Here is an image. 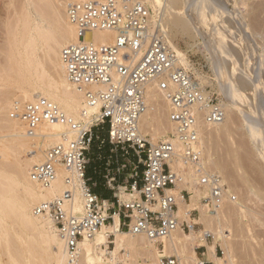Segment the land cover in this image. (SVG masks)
Here are the masks:
<instances>
[{
    "label": "bare ground",
    "instance_id": "1",
    "mask_svg": "<svg viewBox=\"0 0 264 264\" xmlns=\"http://www.w3.org/2000/svg\"><path fill=\"white\" fill-rule=\"evenodd\" d=\"M18 1L19 3H16L19 5H15L9 11L5 20L4 40L0 46V264H107L104 247H108L111 234L115 235L116 244L112 254L120 262L119 252L125 249L126 264H137L139 258H142L143 264H162L160 257L168 253L176 255L179 264H199L203 259H200L197 247L202 245L207 246V258L215 264H234L231 258L232 246L222 229V218L252 216L255 219L256 213L258 220L264 222V213L261 212L264 209L262 208L261 213H254V207L251 208L248 204L254 203V199L259 203L264 202L263 177L257 176L254 180L247 172L244 174L239 172L243 164L242 155H247V160L255 158L254 146L259 151L258 157L264 158V84L260 83L259 77L248 74L238 42L233 39L234 36L228 26L222 25L221 19L228 14L230 24L235 25L237 29L235 35L239 33L243 42L250 44L256 34L264 32V25L261 27L262 25L258 23L260 19L258 20L257 13L262 5L256 8V4L253 3L254 7L249 3L251 7L249 4L247 7L250 9H246V3L239 1L237 7L230 9L229 2L226 3L224 0H136L149 3L154 12L163 14L169 42L178 52L184 65L190 66L191 63L179 45L180 37L189 38L195 41L193 45L202 46L208 51L218 80V91L226 96V116L222 122L207 124L202 116L199 118L201 159L208 172L215 173L219 169L224 182L231 188L238 186L239 183L245 187L244 190L236 189L241 197L246 198V202L239 203L227 198L219 208L210 211L200 198L202 192L198 187L199 178L194 168L185 166L180 157L172 162V167L178 170L181 176L176 189H173L179 208L178 216L185 218L189 223L204 224L206 231H201L204 235L211 230L216 238L220 236L223 239L225 256L223 258L217 256L205 238L197 242L198 233L194 228H191L190 233H186L181 225L182 221L169 236L162 239L165 253H160L156 242L145 234H131L120 230L119 215L116 213L113 215L115 223L103 224L93 238L84 241L78 261L71 263L53 221L48 216L34 212V207L39 202L52 199L66 189L65 172L60 169L57 179L49 188L41 187L29 175L31 166L44 159V150L60 140L66 126L61 123L44 124L40 126L36 137H30L26 134L25 124L11 118L9 110L15 100L32 101L44 96L55 102L67 115L75 119L81 117L85 88L69 81L61 60L63 46L78 39L76 30L67 17V5L69 2L79 0ZM51 31L57 32L58 36L56 35V40L49 47L50 56L44 55H48L51 60V67L54 69L51 70L52 74L43 61L35 59L40 37L46 33L51 34ZM87 36L98 43H110L114 40L115 33L96 31ZM198 38L202 39L201 46L196 42ZM248 66L251 67L249 64ZM202 79L201 83H204ZM247 90H253L251 91L254 92L253 95L247 93ZM146 99L147 108L141 118V130L150 134V140L156 143L161 136L166 137L169 132H174V125L168 118L167 96L158 88L156 81L147 84ZM238 116H242L249 136L247 139L254 146H249L246 143L248 140H243L242 146L245 143V150L241 152L244 148L240 151L234 149L236 147L232 148L229 139L231 147H227L225 158L222 160L214 157V142H218V138L223 137L221 136L223 134L230 138L235 130L240 129L238 126L235 129L236 125H241L237 124ZM242 127L245 129L244 125ZM176 144L178 145L177 142ZM24 154L26 157L23 158ZM256 170H260V174L264 173V165L258 164ZM202 188L206 189V196L208 189ZM185 189L192 193L188 201L183 195ZM83 201L82 193L77 191L74 199L75 208L81 210ZM195 209L199 210L200 218L192 221L191 212ZM259 216H263L262 219ZM239 225L242 231L248 230L246 222L244 224L240 222ZM263 255L261 257H264Z\"/></svg>",
    "mask_w": 264,
    "mask_h": 264
},
{
    "label": "built area",
    "instance_id": "2",
    "mask_svg": "<svg viewBox=\"0 0 264 264\" xmlns=\"http://www.w3.org/2000/svg\"><path fill=\"white\" fill-rule=\"evenodd\" d=\"M67 17L78 39L63 46L61 60L69 81L85 88L81 117L67 115L44 96L13 101L9 115L25 124L30 137H36L44 124L66 126L60 140L44 150V159L31 166L29 175L41 187L49 188L60 169L65 172L66 189L39 202L34 212L53 221L69 261H78L84 241L93 238L103 224L115 223L116 213L122 217L120 230L145 234L161 245L180 222L173 192L181 180L178 170L172 167L177 157L185 166L193 167L199 185L207 187L208 193L201 200L210 211L227 198L235 201L237 198L229 193L223 178L208 172L201 159L199 118L202 116L207 124L222 122L226 116L225 96L208 90L192 64L181 62L169 42L163 14L136 0H79L68 3ZM96 31H113L114 40L98 43L88 39L87 35ZM154 81L167 96L168 118L174 125L171 136L156 143L141 130V118L147 108L146 87ZM98 129L106 131L111 144L126 152L133 150L138 158L129 162L132 182L119 184L114 176L107 179L115 191L114 201L97 195L87 174L88 151L96 140L105 141ZM139 164H143L142 172ZM77 191L84 200L81 210L75 208ZM186 193L191 196L184 190V196ZM196 226L182 221L184 230ZM105 249L107 264L121 263L109 246ZM161 262L178 264V259L162 256ZM199 264L207 262L202 260Z\"/></svg>",
    "mask_w": 264,
    "mask_h": 264
},
{
    "label": "rangeland",
    "instance_id": "3",
    "mask_svg": "<svg viewBox=\"0 0 264 264\" xmlns=\"http://www.w3.org/2000/svg\"><path fill=\"white\" fill-rule=\"evenodd\" d=\"M226 3H228L229 4V8L230 9H234L235 7H237L240 3H239V1L240 2H244V3H246V9H250V8H248L249 6H250V4L249 3H251L252 5H253V3H254V5L256 4V8L258 7H260L261 5V8H259L258 10H257V13H258V23L259 24H263L264 25V8H263V6H264V0H224ZM258 1V2H257ZM261 1V2H260ZM12 2V3H11ZM16 2H18L19 3V1L17 0V1H12V0H0V46L3 44V43H1L4 39V28H3V25H4V23H5V20L7 19V17H8V13H9V11L16 5V6H18L19 4L18 3H15ZM237 2V3H236ZM14 3V4H13ZM18 4V5H17ZM248 4H249V6H248ZM146 5H148L150 8H152L150 5H149V3H147L146 2ZM253 5V6H254ZM258 5V6H257ZM234 6V7H233ZM248 6V7H247ZM251 7V6H250ZM255 7V6H254ZM153 9V8H152ZM231 15V14H230ZM229 15V16H230ZM223 19V20H222ZM222 19H221V23H222V21H223V23H222V25H225L226 27L228 26V28H229V30H231V34L234 36H232L231 34V37H233V39H235V41L236 42H238L237 44H238V47H239V49L241 50V52H242V55H243V61H244V67H246V70L248 71V74L250 75V76H257V77H259V81H260V83H262V84H264L263 82H264V65L262 66V64H264V32L263 31H261L262 33H258V34H260V35H255V37L253 38V41L251 40V42H250V44H247V43H244L243 42V39L242 38H240L241 37V35H238V34H236L235 35V33H237L236 32V28H235V25L233 26V24L231 23L230 24V22L231 21H229V19H230V17H228V14L226 15H224V16H222ZM229 22H228V21ZM225 21V22H224ZM261 21V22H260ZM263 22V23H262ZM261 25H259V26H261ZM263 25L261 26V27H263ZM260 27V28H261ZM233 30H232V29ZM52 31H54V30H52ZM51 31V34H48V33H46V35H43V37L41 36L39 39V43H38V47H37V49H36V56H35V59H37V60H41V61H43V63L44 64H46L45 65V67L46 66H48V67H46V68H48V71H50V73H51V70H53L54 71V69H52V64H51V60H50V58H49V56H50V54H49V51H50V48L49 47H51L52 45H53V43H54V41L56 40V38H57V36H58V34H57V32H52ZM233 32V33H232ZM50 33V32H49ZM56 33V34H55ZM55 35V36H54ZM57 35V36H56ZM263 35V36H262ZM235 36H236V38H235ZM56 37V38H55ZM198 40V41H197ZM196 40V42L198 43H200L199 45L201 46V44H202V39L201 38H198ZM41 41V42H40ZM188 42V43H187ZM240 42V43H239ZM189 43H192L191 45H192V47H191V45L189 44ZM241 43H242V45H241ZM193 44H195V41H192L191 39H189V38H183V37H180L179 38V45H180V47H181V49L183 50V52L184 53H186L187 54V59L190 61V63L192 64V66L194 67V71H195V73H196V75H197V77L199 78V79H202V80H204V85H206L207 86V88H208V90H211V91H215V92H217V93H220V94H222V95H225V94H223V93H221L220 91H218L219 89H218V85H217V83H218V80H217V78H216V74H215V72H214V69L212 68V65H211V61H210V54L208 53V51L207 50H205V49H203V47L201 46V47H199V46H196V45H193ZM240 45V46H239ZM199 47V48H198ZM46 49H49V50H46ZM203 49V50H202ZM251 51V52H250ZM46 52V53H45ZM44 54H49V56L48 55H44ZM262 54V55H261ZM43 55H44V57H45V59H44V57H43ZM248 55V56H247ZM253 55V56H252ZM252 58H251V57ZM256 56V57H255ZM209 57V58H208ZM248 57V58H247ZM262 57V58H261ZM48 58V59H47ZM247 58V59H246ZM261 58V59H260ZM246 61V62H245ZM249 63H248V62ZM259 61V62H258ZM48 63H49V65H48ZM247 63V64H246ZM252 63V64H251ZM257 63V64H256ZM259 63V64H258ZM248 64L251 66L250 68H248L249 66H248ZM258 66V69H256L257 68V66ZM248 66V67H247ZM256 66V67H255ZM254 70V72H252L253 70ZM52 71V72H53ZM260 71H261V73H260ZM56 73V72H55ZM52 74V73H51ZM54 74V73H53ZM256 74V75H255ZM261 74V75H260ZM263 74V75H262ZM54 75H56V74H54ZM262 81V82H261ZM251 91H253V90H247V93H249L250 95H253V93L254 92H252L251 93ZM225 102H227V99H226V96H225ZM241 117V118H240ZM79 118V117H78ZM241 120H240V119ZM243 118H242V116H238V118H237V124L239 123H241V125H236V127H235V129L237 128V126L238 127H240V129H238V130H235L233 133H232V136L229 138H227V136L225 135L224 136V134L223 135H221V136H223V137H219L218 139H219V141H218V139H217V141L218 142H214L215 143V145L213 144V147H214V149H213V152H214V157H216V158H222V160L225 158L224 156H225V153L228 151V148H230L231 146V144H230V140H231V143H232V148L233 147H236V148H234V149H237L238 151H240V149H242V148H244L245 147V143L243 144V146H242V141L243 140H248L249 139V136H248V132H247V130H246V127H245V123H244V121L242 120ZM244 125V128L245 129H243V125ZM97 132L100 134V136H101V138H104L106 141L105 142H108L107 141V133H106V131L105 130H102V129H98L97 130ZM143 132V131H142ZM247 135H246V134ZM143 134H147L148 135V138L149 139H151V135L150 134H148V133H146V132H143ZM169 136H171V132H169L168 134H167V136L165 137V136H161L159 139H158V141L159 140H161V139H166V138H168ZM229 136V135H228ZM242 138H240V137ZM247 137H248V139H247ZM233 138V139H232ZM230 139V140H229ZM151 141V140H150ZM158 141H156V142H158ZM96 142H98V141H96ZM239 142H241V143H239ZM98 143H100V141L98 142ZM218 143V144H217ZM229 143V144H228ZM249 146H254V144L252 143V142H250L249 140H248V142H246ZM239 144V145H238ZM246 144V145H247ZM247 145V146H248ZM228 146H230V147H228ZM248 146V147H249ZM49 147V146H48ZM228 147V148H227ZM248 147H246V149L248 148ZM256 147L254 146L253 147V149H254V155H255V161H254V159L253 160H247V155H245V156H243L242 155V161L241 162H243V164H242V169H240L239 170V172L240 173H248V175L250 174V178L251 179H254L255 180V178L257 177V176H261V177H263V180H264V173H261L260 174V170H256V167H257V165L258 164H262V165H264V158L262 159L261 158V156L260 157H258L259 156V151H257L256 149H255ZM245 150V148L244 149H242L241 150V152H243ZM255 150H256V152H255ZM91 151V150H90ZM258 152V153H257ZM245 153V152H244ZM241 154H243V153H241ZM246 154V153H245ZM256 154H258V155H256ZM23 158L24 157H26V154H24L23 156H22ZM88 157H89V154H88ZM244 157V158H243ZM246 158V160H243V159H245ZM257 160V161H256ZM251 165V166H250ZM252 166H254L253 168H255L254 170H253V168H251ZM256 166V167H255ZM250 167V168H249ZM248 169V170H247ZM250 169H252V170H250ZM247 170V171H246ZM253 174H252V173ZM259 172V173H258ZM215 173H218L221 177H223L222 175H221V172H220V170L219 169H217L216 171H215ZM259 175H258V174ZM263 174V175H262ZM198 183H199V180H198ZM226 184H227V182H226ZM240 184V183H239ZM238 184V186L237 185H235L234 186V188H231L230 186H229V184H227V187H228V191H229V193L231 194V195H235V196H237L236 198V201L237 202H239V203H241V202H246V198L243 196V197H241L240 196V193H239V191L237 190V189H242L243 188V190H244V188L245 187H243L242 185V187L240 186ZM240 186V187H239ZM198 187L201 189V192H202V195L200 196V198L202 199L204 196H205V194H206V189H203L202 187H200L199 185H198ZM237 188V189H236ZM186 191H188V192H190L191 193V191L190 190H188V189H185ZM192 194V193H191ZM125 195V194H124ZM184 195V194H183ZM125 197H127V198H129V197H131L130 195H125ZM190 197L191 196H189V194L188 193H186L185 194V198L187 199V201L190 199ZM241 197V198H240ZM257 201L254 199V203L253 202H248V204L251 206V208H253V210H255L254 211V213L255 212H258V213H261V212H263L264 213V202L262 203H259V202H257ZM252 204H254V206L252 205ZM261 204V205H260ZM263 204V205H262ZM260 206V207H259ZM256 207V208H255ZM263 208V209H262ZM259 209V210H258ZM261 210H263V211H261ZM193 211V210H192ZM261 211V212H260ZM192 214H191V217H192V221H195V219H199L200 218V212H199V210L198 209H195V211H193V212H191ZM255 217V219H253L252 218V216H249V217H247V218H241V217H229V216H227L226 218H222V220H221V225H222V229H223V231H224V235L226 234V238L230 241V246H232V250H231V247H230V250H231V258L233 259V261L232 262H234V264H261V262H263V264H264V257H261V255H263L262 253H264V222H263V220H262V222H260V220H258V218L256 217V213H255V215H254ZM259 217H261V219H262V217L263 216H259ZM250 218V219H249ZM181 220L180 221H186V219L185 218H183V217H181L180 218ZM248 219V220H247ZM238 220V221H237ZM243 221V222H242ZM240 222L242 223V224H244L245 222L248 224V230H244V231H242L241 230V226L239 225L240 224ZM263 224V225H262ZM197 226H196V228L194 229L195 230V232L196 233H198V239H197V242H201L202 240H203V238H205L207 241H208V243L214 248V250L216 251V254H217V256H219L220 258H223L224 256H225V254H224V243L222 242V238L220 237V236H218L217 238L215 237V234H214V232L213 231H208L207 232V234H209V235H204V234H202L201 233V231H203V230H205L206 231V229H205V226H204V224H202V223H198V224H196ZM250 225V226H249ZM118 228H119V226H118ZM124 231H126L125 229H124ZM186 233H190L191 232V229L189 230V229H185L184 230ZM127 233H129L128 231H126ZM243 232H245V233H243ZM244 235V236H243ZM205 236V237H204ZM114 239H115V235L113 234H111V236H110V238H109V240H108V246L110 247V249L111 250H114V248L116 247L115 245V243H114ZM252 243H254L253 245H252ZM157 244V243H156ZM249 244V245H248ZM255 245V246H254ZM157 247H158V250L160 251V253H165L164 252V246H163V243L161 244V245H158L157 244ZM257 247V248H256ZM105 248V247H104ZM259 248V249H258ZM206 246L205 247H202L201 246V249H199V251H198V254H199V257H200V259H203V253H204V251H206ZM255 249H257V250H255ZM254 250V251H253ZM258 250H260V251H258ZM233 251V252H232ZM253 251V252H252ZM126 252V250L125 249H122V250H120V252H119V258H120V261H121V263L120 264H126L125 263V261H124V253ZM257 252V253H256ZM261 253V254H260ZM171 255H173V256H176V255H174V254H171V253H168V254H164V255H162V256H171ZM161 256V257H162ZM264 256V255H263ZM5 257V256H4ZM161 257H160V259H161ZM177 257V256H176ZM7 258V257H6ZM178 259V258H177ZM231 259V260H232ZM256 259V260H255ZM261 260V261H259V260ZM204 260V259H203ZM143 262V260H142V258H139L138 259V263L137 264H143L142 263ZM256 262V263H255ZM178 264H179V261H178ZM210 264H215V262L214 261H212V263H210Z\"/></svg>",
    "mask_w": 264,
    "mask_h": 264
},
{
    "label": "crops",
    "instance_id": "4",
    "mask_svg": "<svg viewBox=\"0 0 264 264\" xmlns=\"http://www.w3.org/2000/svg\"><path fill=\"white\" fill-rule=\"evenodd\" d=\"M96 141H100V143ZM96 141L92 144L90 148L91 151H88L89 164L87 174L91 179L93 191L102 199L114 201L115 191L108 186L107 179L114 176L116 183L128 184L132 182V179L130 178L132 165L129 162H136L138 158L133 150L129 149V151L126 152L121 146L111 144L108 139V142H105V140L103 143L101 140ZM127 163L129 164L126 167H123V165ZM142 170L143 164H139V171L142 172ZM141 185L142 181L139 179L138 186ZM119 220L122 223L121 215H119ZM202 246L205 247V245ZM207 250L208 249L203 253V259L206 260L207 264H210L212 263V260L207 258Z\"/></svg>",
    "mask_w": 264,
    "mask_h": 264
}]
</instances>
